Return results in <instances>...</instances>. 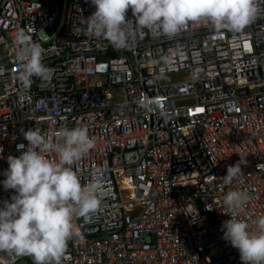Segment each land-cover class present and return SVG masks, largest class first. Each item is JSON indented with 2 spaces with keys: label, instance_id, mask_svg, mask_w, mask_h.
<instances>
[{
  "label": "built area",
  "instance_id": "obj_1",
  "mask_svg": "<svg viewBox=\"0 0 264 264\" xmlns=\"http://www.w3.org/2000/svg\"><path fill=\"white\" fill-rule=\"evenodd\" d=\"M257 6L239 33L189 21L173 38L144 30L115 49L81 30L90 0H0V181L24 131L55 140L82 127L94 144L73 169L82 185L99 173L106 192L96 213L73 218L60 264H241L222 238V202L247 193L237 218L251 230L264 215V0ZM21 31L41 46L50 80L18 78ZM169 72L187 76L161 83ZM240 159L243 176L226 185ZM13 194L0 184V204ZM0 264L33 260L0 254Z\"/></svg>",
  "mask_w": 264,
  "mask_h": 264
},
{
  "label": "clouds",
  "instance_id": "obj_2",
  "mask_svg": "<svg viewBox=\"0 0 264 264\" xmlns=\"http://www.w3.org/2000/svg\"><path fill=\"white\" fill-rule=\"evenodd\" d=\"M95 11L81 17L82 31L107 39L115 49L129 46L144 30L168 38L177 36L189 22H205L217 30L242 32L261 11L257 0H90ZM134 19H126L128 10ZM18 49L19 79L47 81L52 69L42 62V49L21 31L14 38ZM27 145H18V156H7V169L0 181L14 190L10 201L0 204V254L31 256L33 264H60L67 241L73 236L74 217L96 213L106 192L99 173L87 185L73 169L92 147L85 128H61L56 139L35 129L23 132ZM2 151V149H0ZM54 154V155H53ZM245 159L227 166L223 182L243 176ZM250 197L230 190L223 197L222 238L239 253L241 264H264V215L252 221L237 218ZM209 208L208 210H211Z\"/></svg>",
  "mask_w": 264,
  "mask_h": 264
},
{
  "label": "rangeland",
  "instance_id": "obj_3",
  "mask_svg": "<svg viewBox=\"0 0 264 264\" xmlns=\"http://www.w3.org/2000/svg\"><path fill=\"white\" fill-rule=\"evenodd\" d=\"M40 38L42 40H46L47 39V35L45 33H40L39 34ZM187 76L186 72H169L163 75H160L159 80L161 83H168L171 81H176L179 79H183ZM2 91V85L0 84V93ZM194 99L193 98H183L180 100H177L176 102H184V103H189V102H193ZM192 110H195V108H191Z\"/></svg>",
  "mask_w": 264,
  "mask_h": 264
}]
</instances>
